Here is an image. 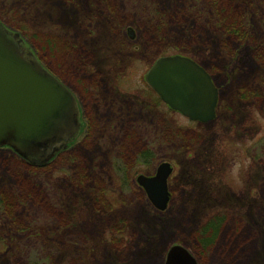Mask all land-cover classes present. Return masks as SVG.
I'll return each mask as SVG.
<instances>
[{
  "label": "rangeland",
  "instance_id": "obj_1",
  "mask_svg": "<svg viewBox=\"0 0 264 264\" xmlns=\"http://www.w3.org/2000/svg\"><path fill=\"white\" fill-rule=\"evenodd\" d=\"M16 1L0 5L19 12ZM32 1L43 22L31 26L20 16L21 24L74 46L61 77L53 60L41 61L76 94L87 126L69 154L36 171L0 148V264H164L173 244L198 264H264V56L250 42L223 47L211 24L190 17L202 12L195 0ZM233 1L245 7L251 38L263 43L264 0ZM174 54L209 71L218 93L213 121L172 111L145 82L158 57ZM162 161L172 173L159 211L135 178ZM81 169L93 179L84 186L76 181ZM30 179L49 204L25 200ZM4 197L18 200L10 214ZM212 218L221 220L219 233L200 247L195 232Z\"/></svg>",
  "mask_w": 264,
  "mask_h": 264
},
{
  "label": "water",
  "instance_id": "obj_2",
  "mask_svg": "<svg viewBox=\"0 0 264 264\" xmlns=\"http://www.w3.org/2000/svg\"><path fill=\"white\" fill-rule=\"evenodd\" d=\"M145 80L169 108L188 119L214 118L217 89L194 60L178 54L161 56ZM82 125L74 94L39 62L19 32L0 21V147L7 146L30 165L43 167L74 141ZM171 171V165L162 162L153 176L136 177L160 211L169 200ZM164 264L198 263L188 249L173 244Z\"/></svg>",
  "mask_w": 264,
  "mask_h": 264
},
{
  "label": "trees",
  "instance_id": "obj_3",
  "mask_svg": "<svg viewBox=\"0 0 264 264\" xmlns=\"http://www.w3.org/2000/svg\"><path fill=\"white\" fill-rule=\"evenodd\" d=\"M67 2H71V0H66ZM198 2V6H195V8H198L202 10L200 12L199 10L192 12L193 16H190L193 19H196L199 23L200 21H205L206 24H211L214 27V32L221 37V42L224 45L223 47H229L228 41L235 40L236 42L243 43H251L252 47L254 49V55L257 58H261L264 56V41L262 42H256L254 38L252 37V34H249L247 31L245 24H244V17H245V7L242 3H236L233 0H195ZM16 9L18 11H13V8H9L8 5L1 6L0 5V20L7 26L17 30L20 32L22 36L28 39V41L35 47L36 53L41 59L47 60H53L54 64L52 69H55L57 73L60 74L59 69H63L65 71H69V69L66 67L65 64L69 65L70 61L68 58H71V55L73 54V48L74 46H69L63 41L57 42V36L55 39L53 38L52 34H46L44 32H40L39 29H35L33 33L30 31V27L26 24H21V20L18 19V17H22L23 21H26L31 24V26L35 25L36 23L39 24L43 22V17L38 16L35 13H32L35 9V3L32 1L30 3V0H17L16 1ZM192 7V6H191ZM9 10V12L7 11ZM175 11H172V14H169L167 17L173 22L177 21L175 20L178 15V9L174 8ZM188 14L189 10L187 9ZM205 12V14H204ZM202 15L204 20H202ZM185 16L183 15L182 18ZM45 21V20H44ZM158 27V26H157ZM161 29L154 28V31H159ZM203 33H206L203 30ZM173 34V33H171ZM191 34V33H190ZM51 35V36H49ZM208 37V35H204ZM190 37L193 39V34L190 35ZM202 39V38H201ZM60 42V43H59ZM261 43V44H260ZM68 45V46H67ZM67 47V49H66ZM45 48L50 49L51 53L50 55H46ZM45 55V56H44ZM77 56V55H76ZM76 56L74 57V60L76 59ZM84 58L83 55H81V59ZM82 61V60H81ZM75 62V61H74ZM198 62V61H197ZM199 63V62H198ZM200 64V63H199ZM201 65V64H200ZM207 70V69H206ZM208 71V70H207ZM209 72V71H208ZM54 73V72H53ZM210 74V73H209ZM264 75V73H263ZM261 76V78L263 77ZM61 77V74L59 75ZM58 76V77H59ZM59 77V78H60ZM258 85L254 86V89ZM255 94H259L262 91V86H258V88L255 90ZM141 152V151H140ZM139 152V153H140ZM66 153H70L67 152ZM60 155V154H59ZM58 155V156H59ZM71 155V154H70ZM57 156V157H58ZM140 157H145L144 152L140 153ZM27 170L26 171H36L38 168H34L29 166L27 163H22ZM46 168H43L41 170H44ZM83 174L78 172V174H75L77 179V185H86L88 181L93 179L89 178L88 173L85 172L86 170H83ZM77 173V172H76ZM82 176V179L78 178ZM88 176V177H85ZM28 178H30V175H28ZM31 180V179H30ZM17 182L20 183L21 179H17ZM26 191V196L29 199H25L28 201H32L36 203L37 205L44 206L45 204H49V201L46 198V195L42 191L38 185H35L33 181L31 180L30 184H22V192ZM24 194V193H23ZM8 198V200H7ZM2 204L4 205V210L6 214H10L14 209L16 204H18V200L16 198H9L4 197ZM221 220L219 218H212L209 221L205 222L195 233H197L196 240L194 241L196 244H198L200 247H207L211 246L215 242V238L219 233V225ZM240 246L235 248L233 251H238ZM246 247L240 252V254L245 253Z\"/></svg>",
  "mask_w": 264,
  "mask_h": 264
}]
</instances>
